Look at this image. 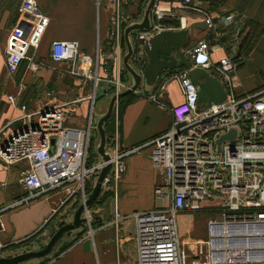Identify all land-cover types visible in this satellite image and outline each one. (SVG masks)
<instances>
[{
	"label": "built area",
	"instance_id": "2783aa9c",
	"mask_svg": "<svg viewBox=\"0 0 264 264\" xmlns=\"http://www.w3.org/2000/svg\"><path fill=\"white\" fill-rule=\"evenodd\" d=\"M119 1L110 0L113 7L109 35L114 48L103 53L101 60L81 51L75 39L51 40L50 58L67 60V70L79 80L91 79L93 90L88 96L86 120L81 127L60 122L62 113L54 101L53 89L48 90L54 99L48 106L31 110L19 104L20 117L34 121L9 132L0 145V159L4 163L24 161L19 175L24 194L17 198L16 204L54 190H62L71 203L82 201L89 176L97 174L106 162L97 157L88 164L87 147L95 130L93 94L98 80L108 81L113 92L127 86L119 80V47L122 48L124 24ZM154 1L149 10V26L130 32L134 49L140 48L154 32L174 29L163 21L165 16L173 15L170 8L158 7ZM178 4L203 13L206 28L220 25L193 0H179ZM231 20L227 16L223 22ZM46 24L47 16L36 0H19L17 19L8 29L4 44L7 73L14 74L22 59L29 58L28 50L37 46ZM219 44L200 38L183 53L190 66L212 71L225 90L224 100L197 110V85L190 81L187 68L180 66L163 74L156 86L161 89L168 79H173L182 95L179 102L169 106L172 116L169 126L131 146L121 145L116 128L106 140L110 166L101 185L109 184L114 197L127 154L151 145L152 157L162 170V181L155 183L151 191L164 202L127 215L133 220L135 264H264V83L250 92L235 94L239 82L234 79L237 62L233 53H224L216 60L210 58V51ZM227 47L232 51L235 45L229 43ZM142 85L132 91L157 101L155 93L140 91ZM6 99L9 104H15L14 94H6ZM111 114H117L116 103ZM229 129L234 130L233 136L217 142ZM203 200L207 201L206 206L218 210L216 216L206 220V238L193 242L180 240L175 214L201 208ZM125 215L114 210L111 223L115 230Z\"/></svg>",
	"mask_w": 264,
	"mask_h": 264
},
{
	"label": "crops",
	"instance_id": "0c3cea01",
	"mask_svg": "<svg viewBox=\"0 0 264 264\" xmlns=\"http://www.w3.org/2000/svg\"><path fill=\"white\" fill-rule=\"evenodd\" d=\"M146 1H119L124 24L128 20L141 18ZM178 1L154 2L158 7H169L173 13L172 16L163 18L165 24L174 29L179 28L180 24L188 28L183 51L200 38L217 41L220 44L210 51L211 60H216L224 53H233L237 62L234 79L239 83L234 88L235 94L250 92L257 88L259 83H264V0H193L202 11L220 24L211 29L204 26L203 13L179 5ZM36 2L47 16V24L37 46L28 50L29 58L22 59L17 71L9 74L4 65V44L8 29L17 19L19 0H0V142L12 130L33 123V118L20 117V103L25 104L28 109L37 110L50 105L55 99L54 101L60 105L62 113L60 122L63 125L84 126L90 100L87 87L90 86L91 79L79 80L67 70V60L51 59L49 56L51 40L75 39L81 51L93 59L97 56L99 60L103 53L114 48L109 35V16L113 7L110 0H36ZM227 16H231L232 20L224 23L223 20ZM253 26H257L260 32L254 47L245 52L240 43ZM242 29L243 31L238 33V30ZM229 43L235 45L232 51L227 47ZM136 49L137 47L129 62L132 66L137 65L141 68L146 57L141 47ZM119 53L120 56L123 53L121 47ZM111 67L113 69L112 65ZM179 67L163 69L152 84L141 86L140 91L155 93L157 101L148 99L138 91H132L133 98L119 111L117 100V114L110 116L108 136L110 137L116 128L121 145L126 147L143 142L167 128L172 120L169 106L179 102L182 95L173 79H168L161 89H157L156 86L163 74ZM251 68L258 72L257 83L249 79L254 75ZM100 81L99 94L110 95L112 91L108 92L103 80ZM50 89H53L54 99L48 94ZM8 93L15 95L14 105L7 101ZM153 153L151 145H146L127 154L124 157V170L117 181L116 196L112 195L111 186L104 184L100 186L91 203L90 209L102 225L81 232L59 254L53 257L46 255L40 264H135L132 218L130 216L123 218L117 230L114 229L111 219L114 210L126 214L133 210L149 208L160 201L151 191L155 183L162 181V170L153 159ZM23 167V160L6 164L0 159L2 245L6 243L4 240L12 242L26 236L43 221L48 220L59 207L70 204L62 190L50 191L48 194L38 195L16 204L17 198L24 194L19 182L20 170ZM66 233L69 238L73 236L71 231Z\"/></svg>",
	"mask_w": 264,
	"mask_h": 264
},
{
	"label": "water",
	"instance_id": "95a60500",
	"mask_svg": "<svg viewBox=\"0 0 264 264\" xmlns=\"http://www.w3.org/2000/svg\"><path fill=\"white\" fill-rule=\"evenodd\" d=\"M154 0H147L142 11V16L139 20H128L122 29V38L124 42V51L121 55V64L129 75V83L123 89L110 94L106 107L101 112L93 114L94 127L97 132V142L94 152L101 159L106 162L100 166L97 171L96 178L86 193L85 198L76 205L72 212V218L66 222L61 220L57 228L50 234L43 246L32 249L26 246L24 251L18 252L9 256H0V264H17L19 261L39 257L47 254L57 239L71 229H74L84 221L85 217L82 215L86 207L93 202L99 188L101 180L109 169L110 162L108 161L109 153L105 149L107 146L104 122L111 115L116 101L125 93L134 90L141 83L152 84L157 78L159 72L163 69H168L176 66L187 68V73L191 82L197 85L196 91V109L200 110L211 103H218L225 98V90L220 81L209 71L200 66H190L187 62L182 47L185 44L188 32L187 27H180L176 29L165 28L154 32L142 44L141 49L145 54V62L140 69H136L129 62L130 56L134 52V45L131 43L129 33L133 29H144L150 24L149 10ZM137 48L136 50H138ZM233 129H229L226 133L219 136L217 142L224 137H232ZM3 140L0 142V145Z\"/></svg>",
	"mask_w": 264,
	"mask_h": 264
},
{
	"label": "rangeland",
	"instance_id": "374dc122",
	"mask_svg": "<svg viewBox=\"0 0 264 264\" xmlns=\"http://www.w3.org/2000/svg\"><path fill=\"white\" fill-rule=\"evenodd\" d=\"M238 33H241L243 31L242 30H238ZM260 29L256 26H253V29L250 33H248L247 35L245 34L243 36V40H244V44L242 45L245 49V52H247L249 49H252L254 47V43L259 35ZM239 37V36H237ZM121 42H122V50L124 51L125 47H124V42H123V38L121 36ZM136 69H139V67L137 65H133ZM254 75L251 79V77L249 78L250 81H255V83H257L259 81V77H258V72H256L255 68H251ZM119 80H122L124 82V84L128 85L129 83V75L127 74L126 70L124 69V67L122 66V64L120 63L119 65ZM108 76H110V70H108ZM122 74V75H121ZM76 79V78H75ZM263 79V77H262ZM104 82V81H103ZM263 82L259 83L262 84ZM100 84L101 81L98 80L97 85L95 86V93L94 95V102H93V114L96 112H101L105 109L106 104H107V99L109 98V93L106 95H101L99 94L100 92ZM142 84H146V83H142ZM104 85H106L108 92L112 91L113 86L110 85V83L104 82ZM89 87V88H88ZM87 89L88 91V96L91 94L92 90H93V81H91L90 86H88ZM241 89V87H239ZM122 89V88H121ZM113 93V91L111 92V94ZM91 138L90 141L88 143V147H87V152L90 154V157L92 158L88 164H91L94 160L97 159V155L94 152L95 149V145L97 142V132L96 130H93V132L90 134ZM89 157V158H90ZM96 178V173H92V175L89 176V183L94 182ZM93 184V183H92ZM91 183H90V187L87 190V192L90 190L91 188ZM87 189V188H86ZM153 195V194H152ZM153 197V196H152ZM70 201V200H69ZM152 201V200H151ZM81 200L78 199L75 202H70V204H66V206H61L59 207V209H57L53 215L48 219L43 221L39 226H37V228H35V230L29 232L26 236L12 241V242H7V240H4L6 243H4L3 245L1 244L0 246V256H9V255H13L16 254L18 252L24 251L26 246H30V248L35 249L38 247H41L44 245V243L47 241V239L49 238L50 234L57 228L58 223L63 220V221H70L72 218V211L74 210V208L76 207V205L78 203H80ZM159 202H164V200H160ZM207 201H200V206H202L201 208H196V209H186V210H182V211H178L175 214V220H176V226H177V232H178V237L180 240L184 241V242H193L196 241L198 239H203L206 238V220L208 217H214L217 215L218 210L213 209L210 206H206ZM91 204H89L86 207V210L82 213V215H84L85 219L84 221H82L80 223V225L74 229H71L70 231L72 232L73 236L71 238H69V235H67L68 233H63L58 239L57 241L54 243V245L52 246V248L50 249V251L43 255V256H39V257H32V258H28L22 261H19L17 264H40L41 262H43L44 258L46 255H49L51 257L59 254L62 250L61 249L63 246H66L67 244H70L74 239H76L81 232L93 229L94 227L99 225V221L92 213L91 209H90ZM152 207V205H151ZM129 213H126L125 216L129 215Z\"/></svg>",
	"mask_w": 264,
	"mask_h": 264
},
{
	"label": "trees",
	"instance_id": "16d2710c",
	"mask_svg": "<svg viewBox=\"0 0 264 264\" xmlns=\"http://www.w3.org/2000/svg\"><path fill=\"white\" fill-rule=\"evenodd\" d=\"M252 31V30H251ZM250 31V32H251ZM249 32V33H250ZM248 34V32H247ZM246 34V35H247ZM244 38H242L241 40V43H240V46H242L244 44ZM21 65V63L19 64V66ZM19 68V67H18ZM133 95L134 93L132 91L130 92H127L125 93L124 95H122L119 99H118V107H119V111L122 109V107L129 101L133 98ZM111 116V115H110ZM110 116L105 120L104 122V130H105V136H106V140L108 139V134H109V129H108V126H109V121H110ZM92 158H88V162L91 160ZM90 187V183L89 181L85 184V188H87V190L89 189ZM69 244H67L66 246H63L61 249H64L65 247H67Z\"/></svg>",
	"mask_w": 264,
	"mask_h": 264
}]
</instances>
